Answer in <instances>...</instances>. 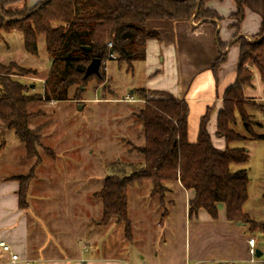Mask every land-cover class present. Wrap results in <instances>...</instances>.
<instances>
[{"label":"trees","instance_id":"1","mask_svg":"<svg viewBox=\"0 0 264 264\" xmlns=\"http://www.w3.org/2000/svg\"><path fill=\"white\" fill-rule=\"evenodd\" d=\"M28 1L0 0V42L3 34L20 33L26 52L37 56L38 38L44 36L51 68L43 96H30L29 87L13 80L10 70L0 63V121L7 132L24 145L26 158L39 160L40 128L29 127L36 118L28 112L30 104L69 101L73 87L86 86L92 79L105 83L106 62L117 61L133 69L135 63L145 61L147 41L157 35L149 29L150 22H189L194 17L196 22L216 24L221 18L215 10L208 8V4L226 0H43L30 8ZM233 1L238 10L231 15L235 23L230 28L235 31L236 39L232 45L239 44L240 60L236 82L224 94L217 130V136L225 138L227 148L219 150L213 145L207 131L208 114L202 120L197 143L192 144L188 140V103L166 92L139 90L142 97L139 100H144L146 94L153 96L135 114L137 123L143 128L144 144L134 150L144 159L142 163L120 162L109 166L103 188L94 194L103 205L102 225L112 221L125 225L130 241L128 190L145 183L151 184V196L164 198L171 191L169 184L180 182L184 189L195 193L189 203L190 214L204 209L217 219L218 205L224 204L228 221L248 224L251 233L259 231L264 235V222H256L244 212L248 201V171H232L233 165L246 164L249 154L244 148L230 147V144L248 140L235 129L238 116L249 139L264 142V135L253 130L247 112V107L255 102L244 96V87L250 86L253 80L252 67L259 71L264 83V15L259 40L240 37L245 0ZM20 4L21 8L18 7ZM218 46L220 55L214 70L227 60L224 51L229 45L218 39ZM93 59L102 62L100 75L85 77ZM13 68L21 77L37 75L36 70L15 65ZM38 165L28 175L18 177L21 208H27L29 186ZM127 169L133 172L129 174Z\"/></svg>","mask_w":264,"mask_h":264},{"label":"crops","instance_id":"2","mask_svg":"<svg viewBox=\"0 0 264 264\" xmlns=\"http://www.w3.org/2000/svg\"><path fill=\"white\" fill-rule=\"evenodd\" d=\"M41 1L43 0H29V7ZM208 8L215 10L221 21L216 24L192 20L149 23V29L157 35L147 41L146 58L139 67V71L145 72L148 78L146 86L141 89L166 92L188 103V140L192 144L197 143L202 120L208 114L207 131L212 143L217 149L225 150V138L217 136L218 117L224 106V94L237 79L239 44L228 46L224 51V54H227L226 62L216 70L214 66L220 55L218 39L228 45L236 41L235 31L230 27L235 23L231 15L238 8L233 0L214 1L208 4ZM244 12L240 37L249 41L259 40L264 0H245ZM134 69L135 67L132 70ZM251 69L254 73L253 80L250 86L244 87V96L255 104L249 105L247 112L251 116L255 133L264 135L261 133L264 131V83L259 71L253 67ZM133 93L134 91L130 96L141 102ZM235 129L248 140L230 144V147L244 148L249 153V144L264 143L249 139L239 116ZM243 165H236V169H245ZM18 177L16 175L0 178V244L3 242L10 246L12 253L18 256V259L13 261L12 254L5 252L0 245V264H174L169 252H174L171 239L174 240L178 226H170L168 209L161 215L156 213L152 216L150 204L142 197L138 199L139 211L132 213L129 190L139 186L128 190V218L132 226L130 241L123 224L118 225L112 221L108 225H102L101 221H98L96 226L87 232L82 226H64L59 220L56 221V213H52L49 206L48 209L45 207L46 221L33 222L29 214L32 205L28 202V195L37 175L35 174L29 186L27 208H21L19 205ZM169 187V193L174 194L175 189L185 200L183 226H179L184 243L177 264L257 263V255L253 258L249 253L248 242L251 237H255L259 251L262 243L264 244L263 235L251 233L248 224L228 221L224 204L218 205L217 219H213L204 209L190 214L189 203L195 197L194 191L184 189L180 182L170 183ZM149 197L154 199L156 196H151L149 191ZM165 198L166 196L159 200L161 207L167 204ZM168 204L173 205L174 200ZM155 226L163 233L156 232ZM82 239L88 240V243H82Z\"/></svg>","mask_w":264,"mask_h":264},{"label":"rangeland","instance_id":"3","mask_svg":"<svg viewBox=\"0 0 264 264\" xmlns=\"http://www.w3.org/2000/svg\"><path fill=\"white\" fill-rule=\"evenodd\" d=\"M18 7L21 8L22 4ZM143 62L135 63L134 70L117 61L106 62L104 69L108 77L105 83L92 79L86 86H75L69 92V101L30 104L28 112L36 118L29 127L40 128L42 145L39 160L26 158L24 145L8 133L0 121V178L28 175L38 161L41 165L34 171L37 180L31 185L28 195V202L32 205L29 214L33 222L44 223L45 207L49 206V210L56 213L55 220L59 223L64 226L79 225L89 232L103 218L102 202L94 199L92 194L103 188L105 177L109 174L108 167L120 162L142 163L143 155L134 150V147L144 144L143 128L137 123L135 114L153 96L146 94L141 102H128L126 99L132 91L134 97L142 98L137 89L144 88L148 82L145 72L139 71ZM0 63L10 70L13 80L29 87L28 95L43 96L44 83L51 68L44 36L38 38V55L32 56L26 52L20 33L3 34ZM13 65L36 70L37 75L21 77ZM261 133L264 134V131ZM248 154L249 160L243 165L249 172L248 201L244 211L261 223L264 222V143L249 144ZM236 168L233 165L232 171H237ZM127 171L129 174L133 172L132 169ZM150 189L151 184L145 183L129 190L132 213L139 211V197L150 204L152 216L169 210L170 226H178L174 240L171 239L174 252H169L174 264H177L184 243L179 226H183L185 200L181 193L173 189L174 194L165 195L167 204L161 207V197L150 199ZM171 200H174L173 205L168 204ZM164 226L169 227L168 224ZM156 232L163 233L158 228ZM82 240V243H88V240ZM159 243L161 240L158 241L160 248ZM259 251L264 253L263 243ZM255 261L256 264H264V254L256 256Z\"/></svg>","mask_w":264,"mask_h":264},{"label":"built area","instance_id":"4","mask_svg":"<svg viewBox=\"0 0 264 264\" xmlns=\"http://www.w3.org/2000/svg\"><path fill=\"white\" fill-rule=\"evenodd\" d=\"M109 47H112V44H109ZM126 101H128V102H136V100L133 97H131V96L127 97ZM248 243H249V253L254 258L257 255V241H256V238L255 237H251L249 239ZM0 245H1V247L3 248V250L5 252H9V253L12 254L11 257H12L13 261H16L18 259V256L16 254L12 253V250H11L10 246L6 245L3 242Z\"/></svg>","mask_w":264,"mask_h":264},{"label":"water","instance_id":"5","mask_svg":"<svg viewBox=\"0 0 264 264\" xmlns=\"http://www.w3.org/2000/svg\"><path fill=\"white\" fill-rule=\"evenodd\" d=\"M0 14L2 16V12L0 10ZM195 21V18L193 17L192 18V22ZM201 23V22H200ZM234 42H232L229 47L232 46ZM84 49L86 50H91L90 47H84ZM101 60L100 59H93L92 62L89 64V66L87 67V70H86V74H85V77H89L91 75H97L99 76L100 75V68H101ZM262 254L261 252L257 251V257H260Z\"/></svg>","mask_w":264,"mask_h":264}]
</instances>
